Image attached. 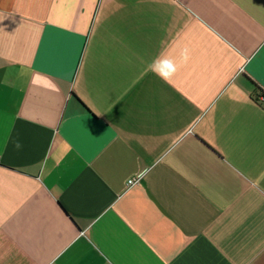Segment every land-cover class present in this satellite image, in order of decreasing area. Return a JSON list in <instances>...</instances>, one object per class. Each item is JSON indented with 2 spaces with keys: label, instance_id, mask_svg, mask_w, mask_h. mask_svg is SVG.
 Listing matches in <instances>:
<instances>
[{
  "label": "crops",
  "instance_id": "crops-1",
  "mask_svg": "<svg viewBox=\"0 0 264 264\" xmlns=\"http://www.w3.org/2000/svg\"><path fill=\"white\" fill-rule=\"evenodd\" d=\"M0 264H264V0H0Z\"/></svg>",
  "mask_w": 264,
  "mask_h": 264
},
{
  "label": "built area",
  "instance_id": "built-area-1",
  "mask_svg": "<svg viewBox=\"0 0 264 264\" xmlns=\"http://www.w3.org/2000/svg\"><path fill=\"white\" fill-rule=\"evenodd\" d=\"M134 183H135V182H134L133 179H128V180H127V184H128V185H130V184H134Z\"/></svg>",
  "mask_w": 264,
  "mask_h": 264
}]
</instances>
